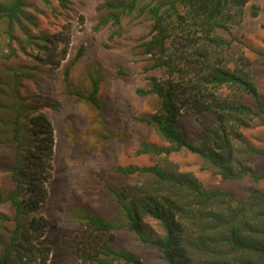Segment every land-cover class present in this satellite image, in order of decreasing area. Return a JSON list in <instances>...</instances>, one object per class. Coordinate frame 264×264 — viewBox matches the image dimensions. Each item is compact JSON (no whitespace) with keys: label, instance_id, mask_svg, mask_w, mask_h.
Returning a JSON list of instances; mask_svg holds the SVG:
<instances>
[{"label":"trees","instance_id":"obj_1","mask_svg":"<svg viewBox=\"0 0 264 264\" xmlns=\"http://www.w3.org/2000/svg\"><path fill=\"white\" fill-rule=\"evenodd\" d=\"M51 4L52 0H41ZM66 9L70 0H56ZM249 0H106V14L97 27L109 24V39L122 32V19L142 18L147 32L140 37V53L146 56L145 69H163L165 76H149L141 95L154 94L158 105L138 118L154 127L165 144L142 141L137 154L161 157L148 164L117 165L125 175L140 177L133 184L108 186L107 196L116 205V214L105 218L76 205L69 208L72 221L89 231L74 254L94 264H147L132 251L117 249L103 235L126 231L140 243L154 245L165 264H264V194L238 196L229 189L206 188L190 170H182L167 157L187 150L205 159L222 178H264L253 161L264 156V146L253 144L243 130L255 124L263 105L252 72V62L241 52H228L233 39L218 30L242 22ZM25 0H0V25L4 26L6 50L0 74V145L13 148L11 161L0 164L9 171L12 189L0 188V204L12 207V227L0 235V264H47L50 247L39 241L53 221L37 214L47 198L45 182L50 176L53 129L44 106L21 94L23 79H33L43 65L57 67L66 54L56 46L57 34L32 33L37 19L25 10ZM258 11L252 5V16ZM18 28V30L16 29ZM19 32V34H17ZM67 42V40H63ZM25 52L36 47V64L9 66L16 45ZM84 50L81 45L64 67V75ZM264 67V47L257 49ZM86 93L76 92L96 108L100 107L98 78L92 77ZM249 95L256 107L244 101ZM210 111L213 123L205 136L192 140L177 121L183 108ZM2 220L8 218L0 213Z\"/></svg>","mask_w":264,"mask_h":264},{"label":"rangeland","instance_id":"obj_2","mask_svg":"<svg viewBox=\"0 0 264 264\" xmlns=\"http://www.w3.org/2000/svg\"><path fill=\"white\" fill-rule=\"evenodd\" d=\"M106 0H70L66 9L58 6L56 0L44 4L41 0H25V10L37 19L33 25L25 19L24 25L32 33L57 34L65 41L57 43V50L66 48L60 65H43L34 72L33 79H23L20 92L32 101L54 104L41 110L53 129V154L50 176L45 182L47 198L37 214L53 221L39 243L50 247L47 264H94L82 262L74 254L76 246L86 239L89 231L69 216V208L81 205L110 218L116 214V205L107 196L108 186L133 184L140 177L119 172L117 165L131 163L153 164L161 157L137 154L142 141L165 144L154 127L138 117L151 112L158 105L154 94L141 95L136 88L145 87L148 77L165 76L163 69H145L146 56L140 53V37L148 30V22L142 18L124 17L122 32L109 39L111 27L98 21L106 14L101 4ZM252 5L258 6L255 16ZM240 24L218 32L226 39L235 37L228 50L231 54L242 53L251 62L254 81L263 105L261 116L254 126L243 130L245 136L255 145L264 146V67L259 64L257 49L264 47V0H249ZM4 26L0 25V50H6ZM18 30V28H16ZM19 34V32H17ZM16 45V56L7 61L9 66L36 64L33 55L42 53L36 47H27L25 52ZM83 45L84 50L71 65L68 76L64 67ZM0 60V69L2 66ZM3 75L0 74V78ZM92 77L98 78L100 107L75 94L86 93ZM244 101L256 107L249 95ZM213 123L210 111H195L183 108L177 125L184 135L197 140L206 135ZM13 148L0 145V164L11 161ZM182 170L192 171L206 188L229 189L238 196L250 192L264 194V178H222L216 168L200 156L181 150L167 157ZM257 173L264 172V156L253 161ZM0 188L12 189L13 181L9 171L0 170ZM12 207L8 202L0 204V235L6 237L12 227L9 219ZM117 249H126L139 256L147 264H165L158 249L152 244L140 243L133 234L126 231H110L103 235Z\"/></svg>","mask_w":264,"mask_h":264}]
</instances>
